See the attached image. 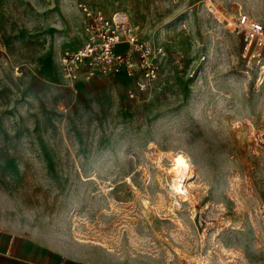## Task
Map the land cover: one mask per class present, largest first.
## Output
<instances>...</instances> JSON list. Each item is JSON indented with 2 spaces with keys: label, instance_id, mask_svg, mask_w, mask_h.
Wrapping results in <instances>:
<instances>
[{
  "label": "rangeland",
  "instance_id": "374dc122",
  "mask_svg": "<svg viewBox=\"0 0 264 264\" xmlns=\"http://www.w3.org/2000/svg\"><path fill=\"white\" fill-rule=\"evenodd\" d=\"M79 4L127 12L164 47L156 95L131 98L123 77L67 85ZM240 14L264 26V0H0V264H195L158 179L157 158L164 171L180 150L205 173L202 204L218 205L200 228L221 226L227 264H264V61L228 28Z\"/></svg>",
  "mask_w": 264,
  "mask_h": 264
},
{
  "label": "built area",
  "instance_id": "2783aa9c",
  "mask_svg": "<svg viewBox=\"0 0 264 264\" xmlns=\"http://www.w3.org/2000/svg\"><path fill=\"white\" fill-rule=\"evenodd\" d=\"M79 9L84 17V40L78 48L65 50L59 56L62 78L67 85L76 89L80 82L123 77L132 84L128 92L131 98L136 94L156 95L166 56L164 47L142 38L127 12L116 11L106 16L84 4H79ZM234 21L228 28L244 36L243 57L247 58L252 51L251 58L264 61L263 24L242 14ZM259 212L264 216V204ZM204 264L212 263L209 260Z\"/></svg>",
  "mask_w": 264,
  "mask_h": 264
},
{
  "label": "bare ground",
  "instance_id": "6f19581e",
  "mask_svg": "<svg viewBox=\"0 0 264 264\" xmlns=\"http://www.w3.org/2000/svg\"><path fill=\"white\" fill-rule=\"evenodd\" d=\"M178 157L183 158V160L185 161L187 165L186 167H184L183 165L177 164ZM169 158H170L171 163L164 171L162 169V164H161L162 157L159 156L157 158L160 160L159 161L160 170L158 174V179L159 181H161L162 172H165V178H166L165 188L167 191L166 195L168 196L165 207L166 208L168 207L170 213L173 215L176 214L175 217L182 219V221L185 222L187 219L188 221L187 223H189L188 225H190L189 228L191 230V235L193 236L192 238L194 242L193 243L194 251L191 256L189 257L187 255L185 256L186 257L185 259L187 261L186 263L193 262L195 264H204L206 261L210 260V257L211 258L214 257L216 258V262L218 264H227L225 261V257H223L224 255H222L221 253L227 254L230 251L222 243H220L218 239V236L221 235V226L218 228V230H215L212 233H209L210 231L208 232L206 225H203V229H201L198 224V219L201 217V214L204 213V210L206 211L208 210L207 213L212 215L214 211L211 209V207L212 208L218 207V205L216 206V205H213L212 203H211L212 205H209L208 203H204V205L202 204L203 198L208 190V186L203 181L205 179V173L202 171V168L195 161H193V159L191 158V155L182 150L176 152L173 156H169ZM144 176H145V180H150V174L147 169L144 170ZM90 180H97V178L92 177ZM127 181L135 189L133 180L131 178H128ZM112 201L114 202V200ZM207 224L208 225L211 224L210 220L207 221ZM224 225L228 227L231 225V223L229 221L228 222L225 221ZM182 227L185 228L187 226L182 225ZM130 232L134 233V230H130ZM75 237H76V240L81 245L90 243L93 246H98V247H102L106 249L107 252L114 253V254L116 253L115 249L108 246L107 243L100 241V240H96V239H93V240L87 239L84 237V235H82V232H76ZM185 240H186L185 242L191 245L186 238ZM208 242H211L212 245H214L215 247L213 248L211 245H208ZM217 243H220V244L218 245ZM216 246L217 248H219V251H222V252L219 253L218 250L217 251L214 250ZM61 253L69 254L67 250H61ZM116 254L120 256L119 260H122L120 253H116ZM80 257H83V255ZM89 260L93 264V263L99 262L100 258L98 257L97 254H93L89 258Z\"/></svg>",
  "mask_w": 264,
  "mask_h": 264
},
{
  "label": "snow or ice",
  "instance_id": "6c2138e0",
  "mask_svg": "<svg viewBox=\"0 0 264 264\" xmlns=\"http://www.w3.org/2000/svg\"><path fill=\"white\" fill-rule=\"evenodd\" d=\"M177 164H179V165H183L184 167L187 166L186 163H185V161L183 160L182 157H178V158H177Z\"/></svg>",
  "mask_w": 264,
  "mask_h": 264
},
{
  "label": "crops",
  "instance_id": "0c3cea01",
  "mask_svg": "<svg viewBox=\"0 0 264 264\" xmlns=\"http://www.w3.org/2000/svg\"><path fill=\"white\" fill-rule=\"evenodd\" d=\"M62 255L67 256V255H69V254H62ZM31 264H33V263H31ZM36 264H37V263H36Z\"/></svg>",
  "mask_w": 264,
  "mask_h": 264
}]
</instances>
